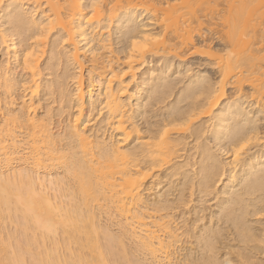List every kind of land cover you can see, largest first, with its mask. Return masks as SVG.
I'll return each mask as SVG.
<instances>
[{
    "label": "bare ground",
    "instance_id": "1",
    "mask_svg": "<svg viewBox=\"0 0 264 264\" xmlns=\"http://www.w3.org/2000/svg\"><path fill=\"white\" fill-rule=\"evenodd\" d=\"M86 1L87 0H6V4H4V6H0V10L2 9V7L5 8V6L6 7L12 6V9L10 10V14L7 15L8 17L10 15H17L18 14L17 21L12 24L13 30L8 32V31H5L6 30L5 27L3 28V30L0 29V34H1L0 37H2L0 39L2 41L5 40L7 42V45L6 44H4V45H6L8 50H10L12 52L13 57L16 60H18V62H20V61L22 62V64H21V62H20V64L30 74V75L29 74H27V75H29V78H30L29 82H32L29 85L30 93H31V95H29L30 96L29 102L26 101L28 103H25V102L22 103L24 106L20 110L17 109L19 111H15L14 109H13L14 111L9 110L8 107H10L9 105H10V102L12 101L11 99L8 102L9 105L6 104V106H8V107H5V109L7 108L6 111L4 110V112L3 111L1 112L2 108L0 107V223L4 220L1 223L2 225H4V222H6V221L8 223L10 222V224L11 223L13 224V220L16 221V215H18L19 216L18 219L20 220V222L17 224H18L19 228H22L21 235L24 238L23 242H21L22 239H20V241H19L18 238H20L21 235L19 234L16 236V233H15L14 236L17 237V241L14 242L15 246H13L12 250L10 249V252H9V247L11 246V243H12L11 242V236H12L13 231L8 232L10 234V236L7 233L8 236L6 235V237H8V238L4 241H3V239H5V237L2 236V234L0 235V241H1V238L4 237L1 241L2 243H0V264H27L29 259H30L29 264H107V262L110 259L108 260V258H107L108 256H106L105 251L107 250V253H109L108 252L109 250H108V248L106 249L105 244H104L105 249L103 248L104 247L103 245H102L103 247L100 245L101 242L99 243V241H100L99 230H100V232L102 231V233L104 234L103 236H105V237L107 236V238L109 235H105V234H109V233L103 232L105 230L99 229V225H98L99 223L97 224L98 220H96V218L98 219L97 216H100V215L96 216V214L99 213V210L103 209V208H107L108 211L110 209L109 214L112 212L113 213L115 212V214H117L119 216L120 220L122 222L124 221L122 223V225H120L118 223L120 220L117 222V224H119V226H122L121 227L122 229L119 228V230L121 229L120 230L121 232H119L120 234L118 233L119 235L125 236V237H127V239L129 237L132 238L133 242L135 241V243H136V247L139 248V249L137 248L138 250H141V251L143 250V252H144V250L148 251V254L151 253L154 257H157L156 258L157 260H158V255L156 256L155 254H156V252H159V251H161V252L163 251V253H165V256H163L162 258H164V257L167 258V254H166V253H168L167 252V250H168L167 244L173 242L171 239H169V242L168 241L166 242L165 240H163L164 239L163 236H162L163 239L161 238L160 233H162V232H160V231H163V229H166V232H167V230H168V228L165 227L168 225L164 223V220H161V222H160V220L159 219L156 220V217L154 216V219L156 220V222H155V220L151 221L150 225H148L147 221L144 220L147 218H144V215L142 214L143 218H144L143 219L142 215L138 212L140 210V207H141L140 204L138 205V202H141L140 200H141L142 193L140 196V192H141L140 188L142 187V182L147 175V171L150 170V168L154 165H160V163H166L169 160H171L170 156L173 153V148L175 147L176 143H179L178 141H180V143H181L182 139L181 140H179L178 138H177L178 140L174 139V138H173L174 140L171 139V137H170L171 128L168 127V128H170V129H168L166 126L173 125L176 127L177 125H180V126L186 125L188 120L191 117L190 111H187V113H184V111L183 112L179 111L180 113L179 114L177 113V116L175 114L174 118L171 117L170 120L167 119L166 120L167 122L165 124H163V127L160 126V129L158 131H156L155 134H153L151 137H149V135H148V138L146 140L142 141V139H144L145 136L138 135L139 131L135 126H132V127L129 126L130 130L127 129V127L124 125L125 121L122 120V119H124L123 117L127 113L128 109H131L129 106V108L126 110L125 109V106H126L125 103L126 102L125 101H124L125 103L122 102L120 100L119 96H117V92L120 93V90L123 88V86H122L123 81L120 80L121 78L119 80H117L118 85L116 88H113L112 84H111L112 79L103 78L104 76L102 77V75L104 74V70H103V68H104L103 63L104 62H102V64H100V61H98L99 57L95 56V57H92V60L94 59L96 61V63L98 62L99 64L97 66L96 63H93L95 61H93L91 68L90 69L88 68V70L91 71V72L87 71V72H90V73H88V74H90V76L88 78V79H90L89 80L90 83L88 84V87L91 86L92 89L98 88V87H100L99 85L104 83V85L102 84L103 89H104L103 95H102L103 96V102H104L103 108H105L107 110V112H108L107 115H109L108 117H110L112 119L117 118L116 122H114L117 124V128L116 127H114V128H116V130H119V132H118L119 138L117 140H115V139L113 140L110 138L108 140H111V141L107 140L108 142H105V140L100 139V140L104 141V142H101L99 139H98V141L95 140V139H97V137L95 139H91L90 136L87 135L85 130H84V127H83L84 122H82L81 120H77L75 117L74 119H72V121L70 120L71 122L67 126V128H68L67 133H68L69 137H71V139H73L74 144H72V145L75 146L77 151H75V153L72 152V155L70 156V154H69V156H68L67 151L65 152L67 154H65L64 152L60 153L61 151L59 149H61V148H58V150L60 151V152H58V150L56 148L58 145L55 146L56 144H54V143H56L55 138H58L57 137L58 135L57 136L53 135L54 133L51 132V128L49 126L50 124H48V120H45L46 118L51 119L50 117H46L49 115L47 114V115H44L42 117H39L36 113L37 107L35 108V106H34L33 98L35 96H38L37 93L40 92V91H38L39 85H40V84H38V77H39V64L38 63H39V59L41 58L42 54H44V52H45L44 48H43L44 45L46 44L45 39L47 38V35H49V33H51V31L56 30V32L57 31L59 32V33H57V35H59L60 38H58L57 35L55 36V38L60 39L59 41L57 39V41L59 43L61 42L60 45L64 42V41L63 42L61 41L62 37L67 38L70 42L72 41L69 44V50H68V48H67V50L65 49L67 51V53L65 50L63 53V50H62L63 48L60 50L58 49V51H56V53L57 52L60 53V51L62 50L61 53H62V55L64 54V56H62V57L65 58V59L64 58L63 59L66 61V63L69 62L68 63V65L70 64L69 67L70 66L71 67L76 66L77 67L76 71L78 70V68H79V70L83 68V64L81 63L82 58H81V55L79 54L80 52L78 50L77 44L80 41L85 42L86 44H89L91 37L90 38L87 37V34H89V33H86V30H88V29L87 28L85 29V25L86 24L87 25L95 24L93 26L97 25V27H98L99 23H101V21H102V20L100 21V10L103 7L102 5H104V4H102V1H104V0H90L88 5L85 4ZM175 1H177V3H174V4H171L170 2H166L164 4L160 0H106V2L104 1V3H105L104 6H105L106 11L108 12V15H109V17L107 18L108 21L113 20L114 17H115V19L116 18L118 19V17H120V15H122L123 19H125V23L126 22L127 23H133L134 21H137L138 16L140 17V13H142V12L139 13L138 11L141 10V11H144L147 14L151 15V18L153 19L154 23L157 25V28H158L157 31H154V29L150 30V28H146V27H145L146 29H144V27H142L140 29H133L132 27L129 28L128 26L126 27V29L124 28L125 30H127V28H129L128 31L130 30L129 31L130 33L128 34L129 35L128 36L129 41L127 42V45L124 46L125 48H123V51H121V53L122 52L125 53L124 57L126 58L125 60H127L126 63H122V64L127 65L126 66L127 68L133 67L132 64L134 65V62H137V61L139 62V66L141 65L140 63H145V62L148 63L147 58L149 56L154 55V53L175 51L181 45H184V46L185 45L188 46V44L194 45L193 44L194 42L192 41L194 33H196V32L201 33L202 28H203L202 22L200 19L201 17L199 18V16L196 14V10L193 9V6L195 3H193V0H175ZM210 1L211 0H202L199 2V5L206 4V6H208V7H205V8H208V9L210 8V9H213V11H214L215 8H214V6L212 7V5H211L212 3ZM227 1L228 0H226V2ZM215 2L216 1H214V3ZM222 2H223V0H222ZM209 3H211L210 4L211 6H209ZM26 4H29L28 8L23 9L24 8L23 6ZM82 4L84 5L83 8L81 7ZM45 5H48L49 7L46 8ZM65 5L68 6L67 9H65V7H64ZM162 5H165V6H162ZM227 6H228V10H227L228 12L227 13H228V16H230V17H229V19L227 18L226 20L223 21V26H224V24H225V26H227V30L224 32V35L226 36V39L228 41V44L226 46H229L231 48H229V50H228V48L226 47L228 51H225L224 55H220V56L218 54L215 55L216 54L215 52L211 51L212 53H210L208 51V53H209L208 55L209 56L211 55V58L213 56L216 58V59L215 58H213V59L216 60L214 62L217 63L215 65H217V67L219 69L218 82H215L214 84H216V85L213 84L214 85L213 86V85H211L212 81H210V79H209L208 83L210 82V84L206 85V87L203 86V88H202L200 86H197L195 88V86H194V88H193L192 85H193V83L195 84V82L191 81V83L192 82L193 83H192V85L190 84L189 87L191 88V86H192V88L189 89L188 91H185V93L183 95V98H185V99L190 98V100L193 102V104H192V102L191 103L187 102L188 104L190 103V105H191L190 109H189L191 111H192V107H193V109L197 108V107H194V105H197L196 102H198L197 101L198 96L200 98L201 94H205V96H204L205 98L203 97L205 100L204 104H207L210 107L216 106V104L218 103V101L220 99L221 100L225 99L226 95L224 96V91L226 89L224 90V87L226 84L227 85L233 84V85H231L232 88L237 89V91H235L234 93L240 94V96L239 95H237V96L235 95V96L239 97L241 99H243V97L245 98L248 96L247 91H245L247 96H245L244 92L241 91L243 89L242 87L245 84H248L252 88L251 93H254V95H255V97H254L255 100H253V101L251 100V101L253 103L255 101V103H254L255 105L257 103H259V106L257 104L258 109L260 108L262 103L264 104V101H263V99H264V10L260 11L262 9V7L264 6V0H237L236 4H235V1H233L231 4H229ZM86 7H90L89 11H84V9ZM105 8H104V11H105ZM5 9H7V8H5ZM117 11H120V13L116 14ZM210 11H212V10H210ZM8 13H9V11H8ZM88 13H91L93 15L90 16V18H89V17H87ZM218 14L219 13H217V15ZM108 15H106L104 17L106 18ZM141 15H143V14H141ZM211 15H208V16H211ZM211 17L209 20H211V19L215 20L214 16H211ZM217 17H219V16H217ZM105 18H104V20H105ZM50 21H51V23H49ZM106 21L103 22V23H105L104 28H105V26H106V28H108L107 26H110V23H108V21L106 23ZM127 23H126V25H128ZM212 23H213V21H212ZM217 23H218V21L216 22V24ZM100 26H101V24H100ZM102 26H103V24H102ZM90 27H92V26H90ZM134 28H136V27H134ZM207 29H208V26H207ZM128 31H127V33H128ZM15 36L16 37L19 36L20 38L23 37L22 41H24L25 43L23 44L22 48L19 47V45L17 43L18 40H16L17 38ZM31 38L33 39V42L32 43L29 42L28 44H26V40L31 39ZM109 38H110V36H109ZM5 41H4V43H6ZM19 41H21V40H19ZM22 41H21V43H22ZM57 41L55 40L54 43H56ZM58 42L56 44H54V46L56 45V48L59 46ZM104 44H106V43H104ZM70 45L72 46L71 49H70ZM90 45H89V50L92 53H96V52H93V50H92L95 48L91 49ZM106 45H104V46H106ZM91 47H93V46H91ZM56 48H55V50H56ZM193 48H195V47H193ZM55 50H52V51H55ZM100 50H99V52H100ZM220 50H221L220 52H222L223 49H220ZM83 51H81V53ZM223 52H224V50H223ZM52 53H54V52H52ZM87 53H88V51H87ZM213 53H215V54H213ZM55 55H56L55 53L52 54V56H55ZM26 57H27V60L25 59ZM56 57H58V55H56ZM60 57H61V54L59 55L58 58H60ZM96 57H98V58H96ZM149 58H151V57H149ZM101 59H103V57ZM53 60L55 61L54 57H53ZM110 60H112V59H110ZM56 61H57V58H56ZM58 61H60V60H58ZM101 61H103V60H101ZM138 62L136 64H138ZM0 65H2V64H0ZM4 65L6 66V69H7L8 68L7 65L5 63H4ZM99 65H100V67H99ZM3 67L0 66V88H2L1 90H3L2 92L4 94L5 93L11 94L12 90L14 88L13 86L15 85L11 81H14V80H12V77H10L11 81L8 79L9 77L6 75L7 71H6V69H4L5 67L4 68ZM55 68L56 67H54V69ZM106 69H107V67H106ZM108 69L110 70V67ZM108 69H107V73H108ZM79 70L77 72L81 73V72H79ZM173 70H175V69H173ZM69 71L72 72L71 70H69ZM77 72L73 71L72 73H70V76H69L70 79L73 81V85H74L73 86V92L71 90L70 92L72 94H70V95L75 98L74 100L78 101V104H77V101H76V104L79 106L85 88H83V82H82L81 74H78ZM159 72H160V69H159ZM64 73H65L64 76L66 75V77L69 75L65 71H64ZM8 74H10V72H8ZM111 74H113V73H111ZM114 74H115V72H114ZM36 76H37V78H35ZM198 77H199V75H198ZM201 77H203L202 74H201ZM39 78H41V77H39ZM59 79H60V77H59ZM65 79L67 80L68 78H65ZM65 79H63V80H65ZM202 79H204V78H202ZM202 79H199V80L201 81ZM207 79H208V76H207ZM192 80H194V78ZM39 82H41V81H39ZM56 82H59V80L55 81V83ZM11 83H13L14 85L12 86ZM85 83H87V82H85ZM143 83H145V82H143ZM143 83H142V85H143ZM198 84H199V81H198ZM47 86H48V84H47ZM57 87L58 86H55L54 88H57ZM62 87L61 88L64 90V84ZM227 87H225V88H227ZM48 88L51 90L52 86H51V88L50 87H48ZM48 88L46 89V94L48 93V94L52 95L56 91H57V93H58V91H59V93L61 91V90H58L61 88H57L56 90H54V92L51 90L53 93H50L51 91L48 92L49 91ZM186 88L188 89V87H186ZM92 89H90V88L87 89L85 91V93L87 92L86 94L91 96V94L93 93ZM187 89H185V90H187ZM139 91H140V89H139V87H137L135 89V91L130 94L131 98L136 97V95H138ZM197 92L198 93L201 92V94L199 93L200 95L197 96V100L195 101ZM93 94H95V93H93ZM100 94H102V93H100ZM7 95H5V96L7 97ZM70 95H68V97H71ZM231 95L233 98L232 93H231ZM64 96L62 95V98ZM223 96H224V98H223ZM241 96H243V97H241ZM58 97L60 98L61 95H59ZM7 98H9V97H7ZM127 98H130V97H127ZM239 98H237V99L234 98V99L238 102ZM68 99H70V98H68ZM227 99H229V98H227ZM65 100H67V99L65 98ZM231 100L233 101V99H231ZM235 100H234V103H232V105L235 104ZM188 101H189V99H188ZM194 101H195V103H194ZM246 101L248 102L247 99L244 102H246ZM260 101H263V102H261V105H260ZM252 102H249V103L252 104ZM12 103L13 102H11V104ZM226 103H228V102H226ZM204 104L202 106H204ZM237 104H239V102ZM128 105H129V103H128ZM223 105L226 107L225 104H223ZM239 106H241V105L239 104ZM248 106H250V104ZM133 107H132V109H133ZM225 107H224V109H225ZM262 107L260 108V110L261 109L264 110V108H262ZM10 109H12V108H10ZM49 109H51V108H49ZM224 109H223V111H224ZM47 110H45V111L49 112ZM243 110H246V109H243ZM131 111H133V110H131ZM219 111H220V109L218 110V112ZM236 111H237V108L234 107L232 110L229 111V114L230 115L236 114ZM211 112H213V111L211 110ZM221 112H219V113H221ZM246 112H247V110H246ZM134 113L136 114L137 112H134ZM49 114H50V112H49ZM211 115H212V113H211ZM211 115H210V118H211ZM236 115H238V113ZM242 115H243V113H242ZM239 116H240V112H239ZM127 117H129V116H127ZM217 117H218V114H217ZM224 117H226V116H224ZM212 118H214V116H212ZM215 119H218L217 123L222 126L223 125L222 123L225 122L229 118L218 117ZM215 121H217V120H215ZM111 122H113V121H111ZM189 126L186 128V131H187V129H189ZM237 127H238L237 125L236 126L225 125L223 127L224 128L223 132L220 133L222 135L226 134V135H230L232 137V140L229 144V146H230V148H229L230 152L228 151L229 153H232L234 148L239 147V144L246 141L249 137H251L252 141L257 138V136H256V134H258L256 131L257 128H255V127L243 128L242 126L240 128L239 127L237 128ZM16 128L17 129L19 128V131ZM20 128L22 131L20 130ZM205 128H208V127L205 126ZM214 128H216V130H217V126ZM15 129L18 133H20V132L21 133L16 134ZM165 129H167L168 131L165 132ZM65 133H64V135H65ZM131 133H135L137 135V136L134 135L136 137L134 139L141 141V142H139L140 143L139 144L140 145L139 146V152L134 151V149H129L127 147V143L125 144V142L130 138L129 136ZM194 133H196V132H194ZM204 134H206L205 131H204ZM64 135H63V137H64ZM60 136H62V135H60ZM66 137L67 136L65 135V138ZM161 137H163V140L161 139ZM258 138H259V136H258ZM71 139H69V140L72 142ZM257 139L255 141H257ZM129 140H131V139H129ZM175 140L177 142H175ZM258 141H260V140H258ZM197 144H196V146H197ZM251 145L254 146V144H251ZM251 145H249V147ZM194 146H195V144H194ZM75 148L74 149L72 148V149L75 150ZM69 149H70V147H69ZM188 149H190V148H188ZM200 149L205 150L201 147H200ZM217 151H220V150L218 149ZM222 152H224V150ZM228 152H226V153H228ZM69 153H71V152H69ZM73 153H74V155H73ZM226 153H225V155H226ZM229 153L227 154L228 156H229ZM246 153H247V151H246ZM138 154H141V157L142 156L144 157V155L147 157L148 160L146 162L144 161L145 162L144 165L139 164V162L141 160L139 159L140 161H138V157H137ZM202 154L204 156H201V160L203 157V159H206L208 161H207V163L201 165L200 173L203 175L205 180H207V181H205L204 187L206 189H209L210 191H212L211 190L212 186L211 187H209V186L212 185V181L214 180L215 176L211 175L210 172H211L212 166H215L218 163L216 162V159L213 156L214 154L213 155L209 154V152L208 153L204 152ZM254 155L255 154L250 155V156H254ZM259 158H261V157H259ZM199 159H200V157H199ZM188 160H190V159H188ZM251 160H252V158L250 159V162L247 161L248 163H250L249 164L250 167H249L248 171L245 173H242V174H246V176H247V177H245V180H243L244 181V183H243L244 192H240L241 194L238 193L239 195H237V196H234L233 192H231L234 197L229 198L230 199L229 202L233 206L231 205V212L229 211L230 213H228V214L231 216L229 218H231V220L233 222H235V224H237L239 220L241 222H244L245 215L246 214L249 215V213H248L250 211V210H248L249 205L246 203L249 202L250 200L245 202L244 203L245 205H243V202L245 201V199L243 197L245 196V194H246V196L252 195V199H253V197H255L254 194H256L257 192H260V177L257 175V173L261 169V166H259V164H258V166L254 165L253 161H251ZM50 161H51V163L54 161L55 162L57 161V163H53L56 165L58 163H61L62 167H64V169H65L63 172H66L68 177H71L73 184H71L69 187H67L68 181H71L70 178L65 177V178H68L69 179L68 180V179H64L63 178L64 176L63 177L61 176V178H60L56 174H55L56 176H52L50 174L48 175L49 172L47 174L41 176V173L39 174V169L45 167L43 164L44 162H50ZM191 163H192V165L194 164L193 162H191ZM22 164H27V167H26V165L23 166ZM53 164H51V165H53ZM186 164H188V163H186ZM189 164H188V167H189ZM195 164H196V161H195ZM263 165L264 164H262V166ZM185 166L187 168V165H185ZM220 167L221 166H219V169H220ZM229 168H230L231 172H233L234 169H235V171L237 169L236 166H231ZM223 170L224 169L222 168V172H223ZM230 170H228L229 175L231 174ZM235 171L233 173H236ZM244 171H246V170H244ZM168 174L172 175L171 173H168ZM64 175H65V173H64ZM173 175H175V171H174ZM235 175L236 174L232 175V177L230 175V177L235 178L237 180ZM243 178H244V176H243ZM66 180H68L67 184H66ZM229 180H230V178H229ZM240 180L242 181L241 178H240ZM217 181H218V179H215V183H217ZM199 182H200V179H199ZM229 183H230V181H229ZM189 184H191V183H189ZM200 185H201V183H200ZM240 185H241V183H240ZM192 186L194 187V185H192ZM65 187H67V188H65ZM225 187H226V189L229 190V188H227V186H225ZM209 190L204 189L205 192H203V193H206L207 191L209 192ZM241 191H243V190H241ZM225 192H223V193H225ZM242 193H244V194H242ZM155 194H157V193H155ZM250 196H249V199H251ZM63 197H64V199H63ZM66 198H67V200H65ZM260 199H259V201H260ZM142 200L144 201V199H142ZM144 202L146 204L148 201L147 202L144 201ZM156 202H157V200H156ZM257 202L258 201H256L255 204H258ZM262 202L263 201L261 200V204H262ZM249 204H250V202H249ZM142 205H144V203H142ZM147 205L149 206V204H146V206ZM159 205L162 206V204H158L157 206H159ZM137 206L138 207L140 206V207L137 208ZM161 206H159V207H161ZM257 206L258 205L253 206L252 208H254V207L256 208ZM163 207L164 206H162L159 209H162ZM95 208H97V209H95ZM158 208H156V209L158 210ZM255 208L253 209V211L256 210L258 207L256 209ZM107 209H106V211H107ZM236 209L238 210V212L239 211L241 212L240 217H237L236 215H234ZM96 210H98V212ZM146 210H148V209L146 208ZM153 210H155V209H153ZM258 210H259V208H258ZM147 212H149V211H147ZM256 212H257V210H256ZM153 213L155 214L156 212L153 211ZM153 213L151 212V214H153ZM109 214H107V216ZM147 215L152 217V215H150V214H147ZM158 215H159L158 216L159 218L162 216V215L160 216V214H158ZM233 215H234V217H233ZM255 215H257V214H255ZM201 217H202V215H201ZM203 218H204V216H203ZM160 219H162V218H160ZM150 220H151V218H150ZM211 220H213V219L211 218ZM158 222L164 223V225L159 224ZM213 222H214V220L211 222V224ZM241 222H239V224H241ZM260 222H261V220H260ZM230 223H231V221H230ZM244 223H246V222H244ZM1 226H0V229H2ZM5 226L6 225H4V227L3 226L2 227L6 228ZM247 226L245 225L246 228H247ZM17 228H16V230H17ZM19 228H18V230L20 231ZM169 228H171V227H169ZM244 228H243V233L240 230L235 231V232H239V233L241 232L240 234L242 235V237H244V241H243V238L241 237L243 243H245L247 245V243L249 244V242H252L253 240H255L257 242L261 241L262 243L264 242V239H263L264 237H262L264 235L262 233L259 234L257 232V235L253 236L254 233L253 232L251 233V231H249L250 229L248 230V229H246V228L244 229ZM208 229H207V231H208ZM106 230L108 232L110 231L108 229H106ZM213 230L215 231V229H213ZM251 230H252V228H251ZM1 231H3V230H1ZM28 231L32 232V234L31 235L28 234L27 233ZM158 232H160V233L158 234ZM168 232H170V230H168ZM215 232H213V234ZM59 233H61L63 235V238L61 240L62 241V245H61L62 247H60V245H59L60 244L59 240L56 239V235L58 236ZM210 233H211V231H210ZM166 234L167 233H165V235ZM216 234L218 235L219 233L216 232ZM112 235H113V233H112ZM173 235H175V233ZM122 236L118 237L115 235L114 238L118 237L115 239H113L111 236H109V238L110 237L112 238V240L109 241L110 247L108 245V240H106L108 247L112 251H113V249L117 251V248H119V249L122 248V244H123L122 242L125 240L124 237H122ZM169 236H171V235L169 234ZM256 236L258 237V239H256ZM121 237L124 239L123 241H122ZM176 237H178V236H176ZM180 237H181V235H180ZM199 237H200V235H199ZM212 237H213V235H212ZM232 237H234V236L232 235ZM260 237H262L263 240L261 239L259 241ZM102 238H104V237H102ZM168 238L169 237H167V239ZM132 239H130V241H132ZM214 239H215V237H214ZM14 240H16L15 237H14ZM245 240H246V242H245ZM106 241H105V243H106ZM111 241L113 243L115 242L116 246H118V245L119 246L116 247L113 243H111ZM46 242L47 243L49 242L48 246H47V244H44ZM126 242H128V241H126ZM236 242L237 241H235V243ZM206 243H208V242H206ZM262 243H260V245L259 244L257 245L259 248H257V246L255 247L253 243H252L253 244L252 246H254L253 247L254 249L257 248L258 252H259V249H260V246ZM131 244H133V243L131 242ZM134 244L132 246H134ZM39 245H42V247H43V249H41L42 251L39 250L40 249ZM71 245H74L75 248H72ZM112 245H114V246H112ZM123 245H126V243H124ZM168 245H170V244H168ZM37 246H39V247H37ZM209 246H211V245H209ZM209 246H208V249L209 248L212 249V247H209ZM238 246H240V245H238ZM35 247H37V249L39 250L38 252L35 251L36 250ZM111 247H113V248H111ZM123 247H125V246H123ZM32 248L34 251L31 252V255H29L30 250ZM60 248H62L61 251L63 249H65V254L60 253L61 252ZM71 248L75 249V251L71 250ZM125 248L122 249L124 253L122 252V250H118L117 252H115V251L113 252V255H115L114 253H116L117 256H119L118 254H120L122 252L120 254V256L125 255V257H127L126 258L127 261L125 259L126 263L124 262V260L121 259L122 257H119V258L117 257L119 260L122 261V263L120 261L121 264H124V263L129 264L130 262H133V261H130V259L128 258L127 252L124 251L127 249V248L126 249ZM165 248H167V250H165ZM257 249H256V251H257ZM218 250H220V249H218ZM263 250H264L263 248L260 249V251H263ZM67 251H68V255L66 254ZM112 251H110V254ZM169 252H171V250ZM209 252H210V249H209ZM27 253H28V255L24 256ZM163 253H161V254H163ZM175 253H176V251H175ZM215 253H216V251H214V254ZM211 255H212V253H211ZM217 255H219V254H217ZM28 256H30V257H28ZM168 256H170V255H168ZM223 256H224V254H223ZM226 256H228V255H226ZM230 256H228V257H230ZM25 257H26V259L28 258L27 261H26ZM152 257H150V258H152ZM154 257H153V259H154ZM211 257L208 260L207 259H204V260L209 261V260H211ZM106 258L108 261H106ZM146 258H147V256H146ZM166 258H164V259L167 260L168 264H170L168 261L170 259H166ZM221 258H223V257L221 256ZM119 260H117V261H119ZM161 260L162 259H160V262H162ZM204 260H202V261H204ZM117 261H115L114 263L118 264L119 262H117ZM180 261H182V260H180ZM185 261H186L185 264H188L187 263L188 260H185ZM160 262L157 264H161ZM177 262L178 261H176V263ZM209 262H210V264H217L215 261H209ZM141 263H143V261ZM145 263H147V262H145ZM154 263H156V262H154ZM165 263H163V264H165ZM108 264H109V262H108ZM171 264H172V262H171ZM221 264H235V263L230 261V259L226 258L225 260H223V262H221Z\"/></svg>",
    "mask_w": 264,
    "mask_h": 264
},
{
    "label": "rangeland",
    "instance_id": "2",
    "mask_svg": "<svg viewBox=\"0 0 264 264\" xmlns=\"http://www.w3.org/2000/svg\"><path fill=\"white\" fill-rule=\"evenodd\" d=\"M89 1L90 0H87L85 2V4L88 5ZM104 1L106 2V0H104ZM104 1H102V4L105 5ZM160 1L162 3H164V4L166 2H170L171 4L177 3V1H175V0H160ZM200 1H202V0H193V3H195L194 6H193V9L196 10V14L199 16V18L201 17L200 19H201L202 26H203L201 33H199V32L194 33V36H193L194 39L192 38V41L194 42L193 43L194 45H190V44H188V46L187 45H185V46L181 45L175 51L154 53V55L149 56L151 58H149V57L147 58V62L148 63H146V62L145 63H140L141 65L139 66V62L137 61L138 64H136L137 62H134V65L132 64L133 67H131V68H127L126 67L127 65L122 64V63H126L127 60H125L126 58L124 57L125 53L124 52L121 53V51H123V48H125L124 46H126L127 42L129 41V37H128L129 35L128 34L130 33L129 32L130 30L128 31V29L130 27H132L133 29H140V28L144 27V29L150 28V30H153V29H154V31L158 30L157 25L154 23L153 19L151 18V15L147 14L144 11L139 10L138 12L139 13L142 12V13H140V17L138 16L137 21H134L133 23H127L126 22L128 24V25H126L125 19H123L122 15H120V17H118V19L117 18L115 19V17H114L113 20L108 21L107 20V18L109 17L108 12L106 11L105 6L102 5L103 7L100 10V21L101 20L102 21H101V23H99L98 27H97V25L93 26L95 24H93V25H90V24L87 25L86 24L85 25V29L86 28L88 29V30H86V33H89V34H87V37H89V38L91 37L89 44H86L85 42H82V41H80L77 44L78 45V50L80 52V53L79 52L78 53L81 55V58H82L81 59V63L83 64V68L81 67L82 69L79 70V68H78L79 72H81V73H78L77 72L78 70L76 71V69H77L76 66L72 65L73 67H71V66L69 67V65H70V64L68 65L69 62L66 63V61L64 60L65 58L62 57V56H64V54L62 55L61 51L63 50V53H64L65 49L67 50V48H68V50H69V44L72 41L70 42L67 38L64 37L66 39L65 40L62 37L63 40L61 39V41L62 42L64 41V42L62 43L63 45L62 44L60 45L61 42L60 43L58 42L60 40L58 38H60V37H59V35H57V33H59V32L58 31L56 32V30L51 31V33H49V35H47V38L45 39V43L46 44L43 47L45 52H44V54H42L41 58L39 59V63H38L39 64V77H41V78L38 77V84H40L39 85V89L40 90L38 89V91H40V92L37 93L38 96H35L33 98V102H34L35 108L37 107L36 108V113H37V115L39 117H42V116L48 114L49 116H46V117H50L51 118V119H47L46 118L45 120H48V124H50L49 126L51 128V132L54 133L53 135H56V136L58 135L57 136L58 138L60 137L59 139L55 138L56 143H54V144H56L55 146L58 145L56 147L57 150H58V148H61V149H59L61 152L59 150H58V152H60V153L64 152L65 153L67 151L68 154L67 153H65V154H67L68 156H69V154L71 156L72 152L75 153V151H77L75 146L72 145V144H74L73 139H71V137H69V135L67 133V130H68L67 126L70 124L72 119H74L75 117H76L77 120H81L82 122H84L83 123L84 130H85L86 134L90 136L91 139H95L97 137V139H95L96 141H98V139L99 140L103 139V140H105V142H108V141H111V140H108L110 138L113 139V140L114 139L117 140L119 138V136H118L119 135V133H118L119 130H116L117 124L114 123V122H116L117 118L112 119V118L108 117L109 115H107L108 114L107 110L105 108H103L104 102H103V96L102 95H103V91H104V89H103L104 83H102L103 85L101 84L102 86L99 85L100 87L97 86L98 88H93L92 89L91 86L88 87V84L90 83L89 82L90 79H88L90 74H88V73L91 72L90 70H88V68L90 69L92 64L96 63V61L94 59L92 60V57L98 56L99 58L98 57H96V58H98V61H100V64H102V62H104L103 63L104 64L103 65L104 66V68H103L104 74L102 75V77L104 76L103 78L112 79L111 80L112 81L111 84H112L113 88L117 87V85H118V81L117 80H119L121 78L120 80L123 81L122 82L123 83V85H122L123 88L120 90L121 94L119 92H117V96H119V98H120V100L122 102H124V101L126 102V103L124 102L126 106L129 103V105L127 107L125 106L126 110L129 108V106H130L131 109H128V111L126 113L127 115L125 114V116L123 117L124 119H122V120L125 121L124 125L127 127V129L130 130V127L135 126L138 129V131H139L138 135L145 136L144 139H142V141L146 140L148 138V135H149V137H151L153 134H155L156 131H158L160 129V126L163 127V124H165L167 122L166 121L167 119L170 120L171 117L174 118V115L176 114V116H177V113L179 114L180 112H183V111H184V113H187V111H190V116L191 117L188 120L186 125H181V126L177 125L176 127L173 126V125L166 126L167 128L168 127L171 128V130H170L171 131L170 132L171 139H173V138L177 139L178 138L179 140H181V139L182 140H181V143H180V141H178L179 143H176L175 147L173 148V153L174 154L173 153L171 154V156H170L171 160H169L166 163H160V165H154V166H152L150 168V170L147 171V175H146V177L144 178V180L142 182V187L140 188V191H141L140 192V196H141V193H142V196H141V200H140L141 202H138V205L140 204V206H141V207L139 206L140 210L138 212L141 215L143 214L144 218H147V219H144L143 215H142V218L145 221H147L148 225H150L151 221L155 220L154 216L156 217V220L159 219L160 222H161V220H164V223L168 225V226H165V227L168 228V230H170L171 233L168 232V230L166 232V229H163V231H160L162 233L158 232V234L160 233L161 238L163 239V237H164L163 240H165L166 242L167 241L169 242V239H171L173 242L175 241L174 243L173 242L172 243H168L170 245H168L166 243L167 246H168L167 247L168 250H167V248H165V250H167V252L169 254L166 253L167 254V258L166 257H164V258L170 259V260H168L170 264H171V262H172V264L173 263L174 264H185V262H186L185 260H188L187 263L189 261H191V260L192 261L204 262V261H206L204 259L208 260V259H210L211 256H212L211 260H209V261H215L217 264H221V262H223V260H225L226 258L230 259V261H232L235 264H240V261L244 260V259H245L244 260L245 264H264V254H263L264 250L260 251V249H262V248L264 249V245H263L264 242L262 243L260 241L262 239V237H264V236L259 238L260 242H257L255 240H253L252 242H249V244L247 243V245H246L245 243L242 242V239H241L242 235L240 234L241 232L240 233L239 232H235L236 230H238V231L240 230L243 233V228L245 227V225L246 226L248 225L247 228L246 227L245 228L248 229V230L250 229L249 231H251V233L252 232L254 233L253 236L257 235V232L259 234L262 233L264 235V231H263L264 230V224H262L260 222V220L261 221L264 220V208H263L264 207L263 206L264 205V203H263L264 201L261 204V200L262 199H260L261 198L260 197V192H257L256 194H254L255 197H253V199H252V195L251 196L250 195L246 196V194H245V196L243 195L244 196L243 198L245 199V201L243 202V205H245L244 204L245 202L250 200L249 201L250 204H249V202L246 203V204L249 205V207H248L249 209L248 210L251 211V212L250 211L248 212L249 215H247V214L245 215L244 222H246V223L241 222L238 219L239 220L238 223L235 224V222H233L231 220V218H229L231 216L228 214V213L231 212V205H232L229 202L230 201L229 198L241 194L240 192H244V189H243L244 188L243 187L244 181L243 180H245V177H247V176H246V174H242V173H245V172L248 171V169L250 167L249 166L250 163H248V162H250V159L252 158L251 161H253L254 165L258 166V164H259V166L264 167V165L262 166V164H264V159H263L264 158V154H263L264 153V145H262L258 141V140L264 139V115H263L264 114V110L261 109L263 112L260 110V108L262 106H263L262 108H264V104L262 103V105H261V102H263L264 99H263V101H260V105L261 106L258 109L257 104L259 106V103H257L255 105L254 104L255 101H254V103L252 102L253 100H255L254 93H251L252 92L251 91L252 88L248 84H245V83H244L245 85L243 84L244 86L242 87L243 89L241 91L244 92L245 96H247V94H248L247 97L244 98L243 94H242L243 96H241V97H243V99H241L239 97H236L237 95L240 96V94L234 93L235 91H237V89L232 88L231 85H233V84H230V85L226 84L228 87L226 85H225V87H227V88L224 87V90L226 89L224 91V96L226 95L225 99H222V100L220 99L218 101V103L216 104V106H212V107H210L207 104H204L205 103V100H204L205 94H201V92H199L201 95L198 92L196 94L195 101L197 100V96L198 95H200V98L198 96V100H197L198 102H196L198 106L194 105V107H197V108H194L195 110L193 109V107H192V111L189 110L190 106H191L190 103L192 102L190 100V98H186V99L183 98V95H184L185 91H188L189 89H191L192 86H193V88H194V86H195V88L197 86H200L202 88H203V86L206 87V85L210 84V82L208 83L209 79H210V81H212L211 85H213L215 82H218L219 69H218L217 65H215V64H217L216 62H214L216 60L213 59L215 57L213 56L211 58V55L210 56L208 55L209 54L208 51L210 53L215 52L216 54L215 53H213V54H215V55L218 54L220 56V55H224L225 51H228L229 48H231L229 46H226L228 44V41L226 39V36L224 35V32L227 30V26H225V24L223 26V21L226 20L227 18L229 19V17H230V16H228V13H227L228 12L227 11L228 10V6L227 5L231 4L233 1H235V4H236L237 0H232V1L228 0L227 2H226V0H223V2H222V0H213V1L211 0L210 2L212 4L209 3V6H211V5H212V7L214 6V8H215L214 11H213V9L209 8L210 10H212V11H210L208 8H205V7H208V6H206V4L199 5ZM214 1H216V2L214 3ZM28 6H29V4L24 5L23 9L28 8ZM162 6H165V5H162ZM3 8L4 7H2V9ZM5 8H7V9H5ZM5 8L3 10L2 9L0 10V29L3 30V28L5 27L6 30L5 29L4 30L9 32V31L13 30L12 24L10 26L11 28L10 27H6V25L9 24V20L5 19V18L8 17L7 16L8 14H10V10L12 9V6H9V7L5 6ZM89 8L90 7H86L84 9V11H89ZM104 8H105V11H104ZM262 10H264V6L262 7V9L260 11H262ZM8 11H9V13H8ZM91 13H88L87 17L90 18V16L93 15ZM119 13H120V11L116 12V14H119ZM217 13H219V14L217 15ZM141 14H143V15H141ZM106 15H108V16L105 18L104 16H106ZM208 15H211V16L215 17L214 18L215 20L211 19L213 21V23H212L211 20H209L211 16H208ZM216 15L219 16V17H217ZM103 17L105 18V20H104ZM106 20L108 21V23H110V26H107L108 28H106V26L104 28V24L105 23H103V22H105ZM107 21H106V23H107ZM217 21H218V23L216 24ZM100 24H101V26H100ZM102 24H103V26H102ZM90 26H92L93 28L90 27ZM127 26L129 28H127V30H125ZM207 26H208V29H207ZM134 27H136V28H134ZM127 31H128V33H127ZM56 35L58 36V38H57L58 41L55 38ZM0 36H1V34H0ZM109 36H110V38H109ZM0 38H2V37H0ZM16 38H17L16 40H18L17 43H18L19 47L22 48L23 44L25 43L24 41H22L23 37L20 38L18 36ZM19 40H21L22 43ZM27 40H26V44H28L29 42L30 43L33 42L32 38L31 39H27ZM55 40L59 43L58 45L60 47L58 45H57L58 46L57 48H56V45L54 46V44L57 43V42L54 43ZM1 41L2 40L0 39V64H2L0 66L1 67L4 66L5 68L4 67L3 68L6 69V66L4 65V63H5L7 65V67L9 68V69L8 68L6 69V71H7L6 75L9 77L8 79L11 81L10 77H12V80L15 81V82L11 81V82H13L15 84L14 85L13 83H11L12 86L14 85L13 86L14 87L13 88L14 91L12 90L11 94H8V93L4 94L2 92L3 90H1L2 88H0V107L2 108L1 112L2 111L4 112V110L6 111L7 108L5 109V107H8V106H6V104L9 105L8 102H9L10 99L12 100L11 102H13V103L11 104V102H10V105H9L10 107H8L9 110H11V111H14V110L15 111H19L24 106L22 103H24V102L28 103L29 99H30L29 95H31V93H30L29 85H30V83H32V82H29L30 81V78H29L30 74L21 65L22 62L20 61L21 62V64H20V62H18V60H16L13 57L12 52L10 50H8V48L6 46L7 42L5 40H3L2 42ZM4 41L6 43H4ZM104 43H106V44L108 43V44L106 45ZM4 44H6V45H4ZM89 45H90L91 49L95 48V49H92V50H93V52H96L97 54L96 53H92L89 50ZM104 45H106V46H104ZM53 46L56 48V50H55V48ZM91 46H93V47H91ZM192 46L195 47V48H193ZM226 47L228 48V50H227ZM71 48H72V46L70 45V49ZM51 49L55 50V51H52ZM58 49L59 50L62 49V50L60 51V53L57 52L58 53L57 54L56 51H58ZM220 49H223L224 52H223V50H222V52H220L221 51ZM99 50H100V52H99ZM81 51H83V52L81 53ZM87 51H88V53H87ZM52 52H54L56 55H58V57L61 54L62 58L61 57L58 58V57H56V55L52 56V54H54ZM66 53H67V51H66ZM53 57H54L55 61L53 60ZM102 57H103V59H101ZM56 58H57V61H56ZM110 59H112V60H110ZM58 60H60V61H58ZM101 60H103V61H101ZM93 61H95V62H93ZM96 64L98 66L99 63L97 62ZM54 67H56V68L54 69ZM99 67H100V65H99ZM106 67H107V69L110 67V70L111 69L112 70L110 71L108 69V73H107ZM159 69H160L161 73L159 72ZM173 69H175V70H173ZM69 70H71L72 72L75 71L78 74H81V78H82V82H83V88H85L79 106L77 105L78 101L74 100L75 98L70 95V94H72L70 91L72 90V92H73V86L74 85H73V81L69 77L70 73H72ZM64 71L69 74L68 75L66 73L68 75L67 77H66V75L64 76V74H65ZM87 71H90V72H87ZM8 72H10V74H8ZM114 72H115V74H114ZM111 73H113L114 75L111 74ZM27 74H29V75H27ZM197 74L199 75V77H198ZM201 74H202L203 77H201ZM206 75L208 76V79H207ZM37 76L35 78H37ZM59 77H60V79H59ZM64 77L68 78V79L66 80ZM193 78H194V80H192ZM198 78L199 79L204 78V79H202L200 81ZM57 79L59 80V82L55 83V81H58ZM63 79H65V80H63ZM39 81H41V82H39ZM142 81L145 82V83H143ZM191 81L195 82V84L192 82L193 83V85H192ZM198 81H199V84H198ZM85 82H87V83H85ZM142 83H143V85H142ZM47 84H48V86H47ZM49 84L52 86L51 90L53 92L57 88H61L63 86V84H64V90L62 89L63 88L62 87L61 89H58V90L62 91V92L60 91V93H59V91H58V93L56 91L52 95L48 94V93L46 94V89L48 87L51 88V86ZM190 84L192 85L191 88L189 87ZM144 85L145 86L147 85V86L145 87ZM214 85H216V84H214ZM55 86H58V87L54 88ZM137 87H139V89H140L138 95H136V97L137 96L138 97L137 98L136 97H132L131 98L130 94L133 93ZM186 87H188V89ZM89 88L92 89L93 93H95V94L92 93L91 96L86 94L87 92L85 93V91L87 89H89ZM185 89H187V90H185ZM51 90L49 89L48 92H50ZM52 91L50 93H53ZM245 91H247V94H246ZM100 93H102V94H100ZM231 93L233 94V98H232ZM5 95H7V97H9V98H7ZM59 95H61L60 98L58 97ZM62 95L63 96L65 95V96L62 98ZM68 95H70L71 97H68ZM224 96H223V98H224ZM127 97H130V98H127ZM65 98L67 100H65ZM68 98H70V99H68ZM227 98H229V99H227ZM234 98H236V99L239 98L238 102H239V104L242 107L239 106V104H237L238 102ZM188 99H189V101H188ZM231 99H233V101ZM246 99L248 100V102L247 101L244 102ZM234 100H235V104L232 105V103H234ZM26 101H28V102H26ZM76 101H77V104H76ZM195 101H194V103H195ZM187 102H190V103L188 104ZM226 102H228V103H226ZM249 102H252V104L249 103ZM248 103L250 104V106H248L249 105ZM192 104H193V102H192ZM203 104H204V106H202ZM223 104H225L226 107ZM223 106L225 107V109H224ZM132 107H133V109H132ZM234 107L237 108L236 114L238 113V115H236V114L230 115L229 114V111L232 110ZM10 108H12V109H10ZM49 108H51V109H49ZM222 108L224 109L225 112L223 111ZM17 109H19V110H17ZM219 109H220L219 112L222 111L221 113L218 112ZM243 109H246L247 112H246V110H243ZM45 110L49 111L50 114H49V112H46ZM131 110H133V111H131ZM211 110L214 113L211 112ZM132 112L133 113L137 112V113L133 114ZM239 112H240V116H239ZM241 112L243 113V115H242ZM211 113H212V115H211ZM217 114H218V117L229 118V119H227L225 122H223L222 123L223 125L221 126V125H219L217 123L218 119H215V118H218ZM210 115H211V118H210ZM127 116H129V117H127ZM212 116H214V118H212ZM224 116H226V117H224ZM239 118L241 120L242 119L243 120L241 121ZM215 120H217V121H215ZM111 121H113V122H111ZM204 125L207 126L208 128H205ZM225 125H232V126H236L237 125L239 128L241 126L243 128H245V127H255V128H257L256 129L257 133L259 134V135L256 134V136H257V138L259 136V138L258 139L256 138L257 141H255L256 139L252 141V144H254V146L251 145L249 147L250 149L248 148L246 150L247 153L245 151V153H246V154L244 153V161L245 162L242 163L243 165H241L239 167L236 166V168H237L236 171L234 169V171L236 173H233L234 171L231 172L230 168L228 169V170H230L231 177H232V175L236 174L235 177L237 178V180L235 178H231L229 173H228L227 180L224 181L223 183H221L220 180L217 181L218 184L217 183H212V185L209 186V187L212 186L211 187L212 191H210L209 189H206L204 187L205 181H207V180H205L203 175L200 173L201 165L207 163L208 160L203 159V157H202V160H201V156H204L202 153H204V152L208 153L209 152V154H212V155L214 154L213 156L216 159L217 163L219 162V160L221 158H223L225 161H229V156L227 154L230 152L229 151L230 150L229 149L230 148L229 144H230V142L232 140V137L230 135H226V134L222 135V134H220V133L223 132V129H224L223 127ZM188 126H189V129H187V131H186V128ZM213 126L214 127L217 126V130ZM114 127H116V128H114ZM170 128H168V129H170ZM16 129H15V131H16ZM17 130L19 131V128ZM20 130H21V128H20ZM204 131H205L206 134H204ZM194 132H196L197 134L194 133ZM17 133L18 132L16 131V134ZM20 133H18V134H20ZM64 133H65V135L68 138L67 137L65 138ZM131 134L129 136L130 137L129 139H131V140L128 139L127 140L128 142L126 141L125 144L127 143V147L129 149H134V151L139 152V146H140L139 142H141V141L134 139V138H136L135 136H137L135 133H131ZM60 135H62V136H60ZM63 135H64V137H63ZM69 139H71L72 142ZM103 140H100V141L104 142ZM175 142H177V141L175 140ZM194 144H195V146L197 144V146L195 147ZM69 147H70V149H69ZM71 147L73 149L75 148V150H73ZM200 147L205 149V150H201ZM188 148H190V149H188ZM218 149L221 152L217 151ZM223 150H224L225 153L228 152V151L229 152L226 153V155H225V153L222 152ZM69 152H71V153H69ZM74 153H73V155H74ZM253 154H255L256 156L255 155L254 156H250V155H253ZM137 157H138V161L141 160L139 162L140 165H144L145 162L148 160L145 155H144V157L143 156L141 157V154H138ZM199 157H200V159H199ZM259 157H261V158H259ZM188 159H190V160H188ZM257 159L258 160L260 159V160L258 161ZM195 161H196V164H195ZM191 162H193L194 164L192 165ZM53 163H57V161L56 162L54 161L52 163H51V161L50 162H44L43 164H44L45 167L39 169V174L41 173V176H43V175H45V174H47L49 172L48 175L49 174L52 175V176L58 175L60 178H61V176L62 177L64 176L63 177L64 179L70 178V180H71V177H68L66 172H63L65 169H64V167H62L61 163H58L57 165L53 164ZM186 163H188V164L190 163L191 165L189 164V167H188V164H186ZM51 164H53V165H51ZM22 165L23 166L26 165V167H27V164H22ZM185 165H187V168H186ZM220 166L221 167L219 169V172L220 171L222 172L223 166L222 165H220ZM244 170H246V171H244ZM174 171H175V175H173ZM221 172H220V174L223 173V172L222 173ZM64 173H65V175H64ZM168 173H171L172 175H170ZM243 176H244V178H243ZM65 177H68V178H65ZM229 178H230V180H229ZM240 178L242 179V181L240 180ZM199 179H200V182H199ZM215 179L216 178L214 177V180ZM68 180H66V184H67ZM229 181H230V183H229ZM189 183H191V184H189ZM200 183H201L202 186L200 185ZM240 183H241V185H240ZM71 184H73L72 180L68 181V186L67 185L66 186L69 187ZM192 185H194V187ZM225 186H227V188H229V190L226 189ZM67 187H65V188H67ZM204 189L205 190H209V192L207 191L208 193L207 192L203 193V192H205ZM240 189L243 190V191H241ZM223 192H225V193H223ZM231 192H233L234 196H233V194ZM155 193H157V194H155ZM242 194H244V193H242ZM249 196H250L251 199H249ZM63 199H64V197H63ZM142 199H144V201H146V202L148 201L146 204H149L150 207L148 205L146 206L145 202ZM259 199H260V201H259ZM65 200H67V198ZM156 200H157V202H156ZM256 201H258L257 202L258 204H255ZM142 203H144V205H142ZM156 204L157 205L158 204H162V206H164L165 208L163 207L162 209H159L162 206L159 205V206H161V207H159ZM256 205H258L257 207L259 208V210H258L257 207H256L257 209L255 207L254 208L257 210V212L259 211L258 212L259 214L256 212V210L253 211L254 208H252V207L256 206ZM139 207L137 206V208H139ZM146 208L148 210H146ZM156 208H158L159 211ZM95 209H97V208H95ZM106 209L107 208L100 209L99 213L96 214V216L100 215V216H97L98 219L96 218V220H98L97 224L99 223L98 224L99 225V229L105 230L103 232L109 233V234H105V235H109L111 237L113 235L114 236L116 235L118 237L122 236V235H119L120 234L119 232H121L120 230L122 229L121 228L122 226H119V224L122 225V223L124 221L122 222L120 220L119 216L117 214H115V212L113 213L111 211L112 213L109 214L110 209H109V211H108V209L106 211ZM153 209H155L156 211L153 210ZM96 211L98 212V210H96ZM147 211H149V212H147ZM153 211L156 212V213L154 214ZM151 212L153 214H151ZM106 213L109 214V215L107 216ZM147 214L152 215V217L147 215ZM158 214H160V216L162 215L160 217L162 219H160L158 217L159 216ZM240 214H241V212L240 211L238 212V210L236 209L234 215H236L237 217H240L241 216ZM255 214H257V215H255ZM201 215H202V217H201ZM234 215H233V217H234ZM203 216H204V218H203ZM18 217L19 216L16 215V221L13 220V224L12 223L10 224V222L8 223L7 221L4 222V225H6L5 226L6 228H3L4 225L1 224L4 220L0 223L3 226L2 227L0 225L1 228H2V229H0V235L2 234V236L5 237V239H3L4 237L1 236L2 237L1 241H2V239H3V241L6 240L8 238V237H6V235L8 236V234H9L8 232H12L13 231L12 232V236H11V242L13 244L11 243V246L9 247V252H10V249L12 250L13 246H15L14 242L17 241V237L16 236L19 235V234L21 235L22 228H19V226L17 224V223L20 222ZM149 217L151 218V220H150ZM210 217L214 220L213 223L215 225L213 223L211 224V222L213 220H211ZM156 220H155V222H156ZM230 221H231V223H230ZM117 222L119 224H117ZM239 222H241V224H239ZM164 223H159V224H163L164 225ZM17 227L20 229V231L18 230ZM169 227H171V228H169ZM16 228H17V230L20 233L16 230ZM119 228H121V229L119 230ZM251 228H252V230H251ZM106 229H108L110 231L108 232ZM207 229H208V231H207ZM213 229H215V231L218 232L219 234L217 235L216 232ZM1 230H3V231H1ZM210 231H211V233H210ZM213 232H215V233L213 234ZM15 233H16V236H14ZM27 233L30 234V235L32 234V232H29V231ZM112 233H113V235H112ZM116 233L117 234L119 233V234L117 235ZM165 233H167V234L165 235ZM168 233L171 236H169ZM172 233L173 234L175 233V235L178 236V237H176ZM59 234H58V236L56 235V239L59 240V243H60L59 245H60V247H62L61 246L62 245V241L61 240L63 238V235L61 233H59ZM99 234H100L99 235V237H100L99 238L100 239L99 243L101 242L100 245L104 246V244H105L106 249L108 248V250H109L108 251L109 253H107V250L105 251L106 256H108L107 257L108 260L110 259L108 261L107 258H106V261H108L109 264H115L114 262L119 260L118 259L119 257H122L121 259L124 260V262L126 263V261H127L126 258L127 257H125V255H123L124 257L120 256V254L123 252L122 249H124L125 247L127 249L125 248L126 250H124V251L127 252V255H128V258L130 259V261H133V262H130L129 264H132V263L133 264H157V263L160 262V259H162L161 260L162 262H160L161 264H163L165 262L168 264L167 260L162 258L163 256H165V253H163V251L162 252L161 251L156 252L155 255L156 256L158 255V260H157L156 259L157 257H154L151 253L148 254V251L144 250V252H143V250L142 251L138 250L139 248L136 247L135 241L133 242V239L130 238L129 236H128L129 237L128 239H127V237L122 236V237H124L125 240L121 237L122 241L124 240L122 243L123 244L126 243V245L122 244V248L120 247L121 249L117 248V251L118 250H122V252L120 254H118L119 252L117 253L119 256H117L116 253H114L115 255H113V252L114 251L117 252V251L114 250V249L112 251L109 248L110 247V245H109L110 242L109 241L112 240V238L115 239V238H118V237L114 238V236H113L112 238L110 237L111 238L110 239L109 236H108V238H107V236L106 237L103 236L104 234L102 233V231L100 232V230H99ZM198 234L200 235L201 238L199 237ZM211 234L213 235V238L215 237V239H214L215 240L214 248H213V246H209L210 244L206 243V240H205L206 236L212 237ZM180 235H181V237H180ZM232 235L234 237H232ZM9 236H10V234H9ZM14 237L16 238V240H14ZM102 237H104V238H102ZM167 237H169V238L167 239ZM242 238H243V241H244V237H242ZM20 239H22L21 242H23L24 238H23L22 235L20 236V238H18L19 241H20ZM130 239H132V241H130ZM256 239H258L257 236H256ZM106 240H108L109 247L107 245V241ZM1 241H0V243H2ZM105 241H106V243H105ZM126 241H128L129 243L126 242ZM235 241H237V242L235 243ZM131 242L133 244L135 243L134 246H132L133 244H131ZM245 242H246V240H245ZM111 243H113V242L111 241ZM252 243L254 244L255 247L258 244L260 245V243H262L261 246H260L259 252H258V249H257L259 247L257 246V248L254 249L253 248L254 246H252L253 245ZM44 244H47V246H48L49 242L48 243L46 242ZM113 244L115 245L116 243L114 242ZM114 245H112V246H114ZM238 245H240V246H238ZM39 246H40L39 250L42 251L41 250V249H43L42 245H39ZM39 246H37V247H39ZM71 246H72V248H75L74 245H71ZM105 246L103 247L104 249H105ZM118 246H116V247H118ZM123 246H125V247H123ZM208 246L212 247V249L209 248L210 252H209ZM37 247H35L36 248L35 251L38 252L39 250L37 249ZM33 248L30 250L29 255H31V252L34 251ZM72 248H71V250L75 251V249H72ZM111 248H113V247H111ZM61 249L62 248H60V251H61ZM169 249L171 250V252H169L170 251ZM218 249H220V250H218ZM256 249H257V251H256ZM174 250L176 251V253H175ZM62 251L60 253H62V254L64 253L65 254V249H63ZM110 251H112L111 254H110ZM214 251H216L215 254H214ZM160 252L163 253L164 255L161 254ZM211 253H212V255H211ZM66 254L68 255V251L66 252ZM217 254H219V255H217ZM223 254H224V256H223ZM27 255H28V253L25 254L24 256H27ZM168 255H170V256H168ZM226 255H228V256L231 255V256L228 257ZM146 256H147V258H146ZM152 256L154 257V259H153ZM221 256L223 258H221ZM28 257H30V256H28ZM150 257H152V258H150ZM25 259H26V257H25ZM125 259H126V261H125ZM145 259L146 260L148 259L149 261L148 260L146 261ZM27 260H28V258L26 259V261ZM180 260H182V261H180ZM202 260H204V261H202ZM29 261H30V259H29ZM29 261H28V263L27 262L26 263L29 264ZM120 261L121 260L117 261V262H119L118 264L122 263V261H121V263H120ZM142 261H143V263H141ZM144 261L147 262V263H145ZM176 261H178V262L176 263ZM108 262H107V264H108ZM154 262H156V263H154Z\"/></svg>",
    "mask_w": 264,
    "mask_h": 264
},
{
    "label": "snow or ice",
    "instance_id": "3",
    "mask_svg": "<svg viewBox=\"0 0 264 264\" xmlns=\"http://www.w3.org/2000/svg\"><path fill=\"white\" fill-rule=\"evenodd\" d=\"M6 3V0H0V6H3ZM45 7H49L48 5H45ZM65 9H67V5L64 6ZM81 7L83 8L84 5L82 4ZM6 19L9 20V24L6 25V27H10L11 24L15 23L18 19V14L17 15H10ZM51 23V21L49 22ZM27 60V57L25 58ZM168 130L165 129V132ZM163 140V137H161ZM259 143L264 145V139L260 140ZM252 144L251 137H249L246 141L243 143L239 144V147L234 148L233 152L229 154V161H225L223 158H221L218 162V165L212 166L210 174L215 176L216 179L220 180L221 183L227 180L228 178V169L230 166H241L242 163H244V153L245 151L249 148V145ZM222 165L224 168V171L222 174L219 172V166ZM257 175L260 177V196L262 201H264V167H261ZM212 183H215V180L212 181ZM210 198V197H209ZM262 224H264V220L261 221ZM206 242H208L211 246L214 247L215 245V240L213 237H205ZM188 264H210L209 261H189ZM240 264H245L243 260L240 261Z\"/></svg>",
    "mask_w": 264,
    "mask_h": 264
}]
</instances>
